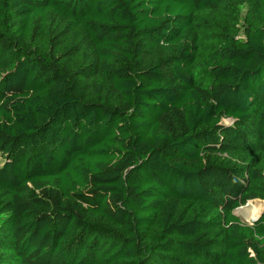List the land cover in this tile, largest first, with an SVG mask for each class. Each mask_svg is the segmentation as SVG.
I'll list each match as a JSON object with an SVG mask.
<instances>
[{
  "label": "trees",
  "instance_id": "trees-1",
  "mask_svg": "<svg viewBox=\"0 0 264 264\" xmlns=\"http://www.w3.org/2000/svg\"><path fill=\"white\" fill-rule=\"evenodd\" d=\"M0 153V264H264V0H0Z\"/></svg>",
  "mask_w": 264,
  "mask_h": 264
},
{
  "label": "rangeland",
  "instance_id": "rangeland-1",
  "mask_svg": "<svg viewBox=\"0 0 264 264\" xmlns=\"http://www.w3.org/2000/svg\"><path fill=\"white\" fill-rule=\"evenodd\" d=\"M225 122H230V120H225ZM5 162V156L0 153V166ZM264 208V201L257 199L251 201L248 205L239 207L236 209L235 213L240 216L244 222H251L253 219L258 217Z\"/></svg>",
  "mask_w": 264,
  "mask_h": 264
},
{
  "label": "water",
  "instance_id": "water-1",
  "mask_svg": "<svg viewBox=\"0 0 264 264\" xmlns=\"http://www.w3.org/2000/svg\"><path fill=\"white\" fill-rule=\"evenodd\" d=\"M247 205H248V204H247ZM263 210H264V208H263ZM262 212H263V211H262ZM262 212H261V213H262ZM260 215H261V214H260ZM254 220H255V219H253L251 222H253ZM251 222H250V223H251Z\"/></svg>",
  "mask_w": 264,
  "mask_h": 264
}]
</instances>
